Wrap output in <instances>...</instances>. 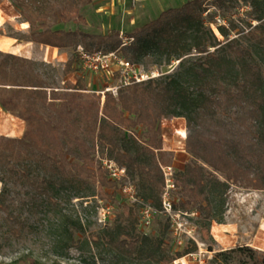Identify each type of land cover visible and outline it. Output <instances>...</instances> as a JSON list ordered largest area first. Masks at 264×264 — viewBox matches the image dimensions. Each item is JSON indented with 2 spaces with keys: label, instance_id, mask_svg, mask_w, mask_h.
Here are the masks:
<instances>
[{
  "label": "trees",
  "instance_id": "obj_1",
  "mask_svg": "<svg viewBox=\"0 0 264 264\" xmlns=\"http://www.w3.org/2000/svg\"><path fill=\"white\" fill-rule=\"evenodd\" d=\"M91 1L13 0L30 23L32 41L67 48L81 42L88 46V39L96 38L100 48L109 42V35L54 29L50 24L51 20H84L80 10ZM239 1L252 7L251 17L258 21L253 30L262 32L255 44L263 46L264 0H215L214 6L224 8ZM206 11L205 0H188L136 27L132 35L135 41L125 48V54L121 52L125 58L136 64L145 56L156 57V62L176 59L180 60L178 68L172 73L122 86L116 96L106 91L103 100L95 92L86 98L85 77L79 76L76 82L67 81L70 90L62 97L53 92L49 101L45 82L28 67V60L0 50V107L26 122L22 137L0 135V182L3 183L0 206L9 210L5 203L9 191L7 179L18 182L25 177L35 184L36 190L50 194L48 187L31 178L37 165L50 161L51 166L65 169L68 156H73L82 161H74V167L88 168L93 163L91 148L98 142L108 147L110 158L136 177L139 186L144 175L152 177L154 168L157 169L155 187L141 193L145 200L152 199L160 207L164 188L160 165L171 162L161 138V121L165 115L186 119L185 146L191 159L177 172L172 192L173 197L179 195L183 209L206 212L212 217L214 208L205 190L210 178H216V172L225 176V187L229 183H241L264 189V69L253 60L254 48L237 37H229L225 25L218 26L225 37L224 41L220 40L205 21ZM119 44L117 41L104 49L114 50ZM77 70L75 52L65 63V73ZM84 115L88 116L87 121L82 118ZM58 117L65 121H58ZM138 128L143 130L140 135L135 132ZM128 130H131L129 135ZM89 139L93 143L91 148ZM75 141L80 146L74 145ZM140 141L152 154L150 162L142 158ZM92 172L97 174L101 186L116 187L118 181L109 178L101 166ZM174 206L177 209L178 205L174 203ZM125 211L133 217L132 229L126 230L119 224L117 233L108 227L105 234L112 244L147 252L158 264H170L198 248L190 240L191 247L172 254L173 230L167 217L159 234L150 237L137 232L139 219L134 207L127 205ZM205 236H209L206 229ZM230 251L248 256L250 264H264V255L249 245H239Z\"/></svg>",
  "mask_w": 264,
  "mask_h": 264
},
{
  "label": "rangeland",
  "instance_id": "obj_2",
  "mask_svg": "<svg viewBox=\"0 0 264 264\" xmlns=\"http://www.w3.org/2000/svg\"><path fill=\"white\" fill-rule=\"evenodd\" d=\"M186 1L188 0H92L80 10L84 20L68 22L51 20L50 24L54 29L109 35V42L102 44L100 48L114 46L120 41L116 49L125 54V48L133 43L135 38L126 46H121V43L133 35L136 27L156 18L163 10L181 6ZM214 3L215 0H205L207 7L204 13L205 21L211 25L220 40L224 41L225 37L219 32L218 26L225 25L229 37H237L243 43L251 45L254 48L253 60L264 69V45L259 47L255 44L259 33L262 32L253 30L258 21L251 17L252 7L244 1L231 2L224 8L214 6ZM0 8L4 10V15L0 16V40H8L11 45L22 44L24 47L20 53L1 48L0 50L28 60V67L45 82L49 101L53 92L57 93L56 96L62 97L70 90L67 88V81L76 82L79 76L85 77L88 88L84 93L86 98H90L95 92L96 95L101 94L103 100L101 91L118 83L117 78L111 74L93 73L83 69L79 58V74L75 71L65 73V63L75 54L78 46L55 50V58L49 59L47 48L31 40L30 23L29 27L25 28V19L13 0H2ZM88 42V46L83 42L79 45L89 50L98 46L96 38H90ZM156 59L154 56L143 57L138 62L140 71L149 73L155 71L159 76L174 72L180 63V60L176 59L170 62L165 60L156 62ZM56 101L57 104L61 103L60 99ZM82 118L87 121L88 116L84 115ZM174 118L169 115L162 118L161 138L163 150L167 152L166 157L171 161L167 165L174 167L176 178L179 169L185 167L191 156L185 146L187 134L184 138L180 135L175 127L176 122H171ZM57 120L65 121L60 117ZM2 131L4 130H0V135L16 137L10 132ZM126 132L127 135L131 134V130ZM135 132L140 135L143 130L138 128ZM92 144V140L89 139L90 148ZM74 145L80 146V142L75 141ZM138 145L142 158L150 162L152 154L146 144L140 141ZM90 152L93 163L89 164L88 168H80L81 170L72 163L82 161L76 160L73 156H68L65 169L51 166L50 161L37 165L31 178L48 187L50 194L36 190L35 184L25 177L18 182L7 179L9 191L5 203L9 210L6 211L0 206V264H158L147 252L112 244L105 234L108 227L118 233L119 224L125 226L126 230L132 229L133 217L125 211L127 205L134 207L138 215V233L150 237L159 234L161 225L167 217L161 212L162 204L160 207L155 206L152 199L145 200L141 193L148 187H155L157 169L154 168L152 177L144 175L139 186L136 177L129 174L125 167L126 176L117 180L116 187L107 188L100 185L97 174L92 171L100 166L106 170L104 160L112 159L109 149L96 142ZM162 165L164 164L160 165L163 173ZM107 174L111 178L108 171ZM215 176L216 178H210L205 190L214 208L212 217H208L206 212L200 214L195 209H183L179 204V195L172 196L174 203L178 205L177 209L189 212L182 217L188 221L187 226L194 228V231L191 234H183L182 242L173 234L170 239V251L175 255L178 251L191 247L189 241L193 240L198 248L185 255L187 264H250L248 256L230 249L248 245L243 243L251 238L256 226L264 221V189H254L241 183H229L228 187H225L223 184L227 182L225 176L219 172H216ZM129 185H134L133 196L131 191L125 189V186ZM2 187L1 182L0 192ZM147 208H151L150 215L144 212ZM229 219L240 224V241L231 246H218L212 233V224ZM205 229L208 230V237L205 236ZM255 249L260 255H264V251ZM196 252H201L202 262L199 256L194 255ZM175 260L170 264H176Z\"/></svg>",
  "mask_w": 264,
  "mask_h": 264
},
{
  "label": "built area",
  "instance_id": "obj_3",
  "mask_svg": "<svg viewBox=\"0 0 264 264\" xmlns=\"http://www.w3.org/2000/svg\"><path fill=\"white\" fill-rule=\"evenodd\" d=\"M133 39V36L125 39L126 41L121 43V46L130 44ZM76 53L83 69L89 70L93 73L111 74L113 77L117 78V84L107 86L101 91L103 95L106 91H110L113 94L118 95L119 88L122 86L142 82L158 76V73L155 71L152 73L140 71L139 65L125 58L120 53V49L106 51L104 48L95 47L89 50L82 45H78ZM104 167L108 171L110 177L115 180H121L127 174L126 168L119 165L113 159L104 160ZM162 170L165 184L162 192L161 212L166 214L171 223L173 234L179 238L180 242H182V235L191 234L194 231V228L187 226L188 221L182 217V215H188L189 212L176 209L174 206L172 198V192L175 189L174 167L172 165H162ZM125 187L126 190L131 191V195L133 196L132 192H134V185ZM144 212L150 215L149 213L151 212V208L145 209ZM200 254L201 252L194 253V255L199 256L200 262H202ZM186 257L187 256H183L180 259H176V264H184L182 259H185L186 262H188Z\"/></svg>",
  "mask_w": 264,
  "mask_h": 264
},
{
  "label": "crops",
  "instance_id": "obj_4",
  "mask_svg": "<svg viewBox=\"0 0 264 264\" xmlns=\"http://www.w3.org/2000/svg\"><path fill=\"white\" fill-rule=\"evenodd\" d=\"M0 42L3 45H7V46L11 45L10 41L8 40H0ZM39 45L47 48L48 50L47 57L49 59L55 58V54H54L55 50L60 51L61 49H64L59 47H56L57 49H53L47 47L51 45L40 44V43ZM38 50L39 48L37 47L36 51ZM77 72L78 70L75 71V73ZM77 74H79V72ZM0 130H4L2 132H10L16 137L22 136L25 131V121L17 116L15 117L12 114L7 113L2 107H0ZM0 187H1V182H0ZM240 230H241L240 224L230 219L225 222H221V223L216 222L212 224V233L214 236V240L216 241V244L218 246H222V245L231 246L232 244H235L236 242L240 241L239 238V235L241 234ZM263 234H264V221L261 224H258V226H256L251 238L248 241H245V243L243 244H248L250 246H254L255 248L264 251Z\"/></svg>",
  "mask_w": 264,
  "mask_h": 264
},
{
  "label": "bare ground",
  "instance_id": "obj_5",
  "mask_svg": "<svg viewBox=\"0 0 264 264\" xmlns=\"http://www.w3.org/2000/svg\"><path fill=\"white\" fill-rule=\"evenodd\" d=\"M3 15H4V10L0 8V16ZM24 26L29 27V22L25 21ZM47 47L57 49L56 47H52V46H47ZM0 48L9 50L14 53H20L24 50V47L21 44L7 46V45H3L1 42H0ZM171 122H176L175 127L177 128V131L180 133V135H182V137L184 138L186 136L185 118L175 117L174 119L171 120ZM182 261L184 262V264L187 263L185 259H182Z\"/></svg>",
  "mask_w": 264,
  "mask_h": 264
}]
</instances>
